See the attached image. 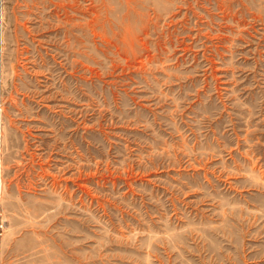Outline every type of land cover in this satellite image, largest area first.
<instances>
[{
    "label": "rangeland",
    "instance_id": "1",
    "mask_svg": "<svg viewBox=\"0 0 264 264\" xmlns=\"http://www.w3.org/2000/svg\"><path fill=\"white\" fill-rule=\"evenodd\" d=\"M0 264H264V0H0Z\"/></svg>",
    "mask_w": 264,
    "mask_h": 264
},
{
    "label": "bare ground",
    "instance_id": "2",
    "mask_svg": "<svg viewBox=\"0 0 264 264\" xmlns=\"http://www.w3.org/2000/svg\"><path fill=\"white\" fill-rule=\"evenodd\" d=\"M0 131H1V122H0Z\"/></svg>",
    "mask_w": 264,
    "mask_h": 264
}]
</instances>
